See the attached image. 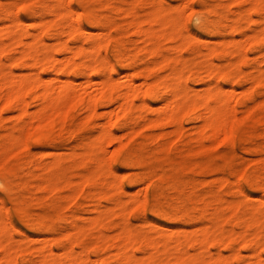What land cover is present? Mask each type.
<instances>
[{"label": "rangeland", "instance_id": "374dc122", "mask_svg": "<svg viewBox=\"0 0 264 264\" xmlns=\"http://www.w3.org/2000/svg\"><path fill=\"white\" fill-rule=\"evenodd\" d=\"M213 263L264 264V0H0V264Z\"/></svg>", "mask_w": 264, "mask_h": 264}, {"label": "bare ground", "instance_id": "6f19581e", "mask_svg": "<svg viewBox=\"0 0 264 264\" xmlns=\"http://www.w3.org/2000/svg\"><path fill=\"white\" fill-rule=\"evenodd\" d=\"M69 10H70V9H69ZM14 14H15V13H14ZM75 20H76V19H75ZM35 24H36V23H35ZM70 28H71V27H70ZM26 52H27V51H26ZM26 52H25V53H26ZM49 59H50V58H49ZM48 69H49V67H48ZM53 71H54V70H53ZM129 82H130V81H129ZM130 86H132V85H130ZM130 86H129L128 90L131 88ZM132 87H133V86H132ZM131 90H134V87H133V89H131ZM131 90H130V91H131ZM135 90H136V88H135ZM135 90H134V91H135ZM44 91L46 92L47 89L44 90ZM48 91H49V90H48ZM126 92H127V91H126ZM49 93H50V92H49ZM62 93H63V92H62ZM46 94H47V93H46ZM99 94H100V93H99ZM128 94H130V92H128ZM130 95H133L132 92H131ZM124 96H125V95H124ZM126 96H127V95H126ZM95 98H96V97H95ZM127 98H128V97H127ZM90 99H91L92 101H91ZM90 99H89V100H90L92 103H93V101L95 100L94 98H93V99L90 98ZM123 100H124V99H123ZM91 102H90V103H91ZM125 102H126V101H125ZM172 103H173V102H172ZM172 103H170V105H171ZM170 105H169V107H170ZM169 107L167 106V108H169ZM177 107H178V106H177ZM223 120H224V122H225V119H223ZM216 122H220V121H217V120H216ZM223 124H224V123H223ZM216 125H217V126H215V124H214V126L216 127V129L214 128L215 131L218 129V128H217L218 126H219V128H221V127L223 128V126H221V123L216 124ZM224 126H225V125H224ZM222 128H221V129H222ZM221 129H220V130H221ZM222 130H223V129H222ZM218 131H219V130H218ZM216 132H217V131H216ZM143 190H144V189H143ZM139 191H140V190H139ZM217 262H218V261H217ZM218 263H219V262H218ZM218 263H215V264H218ZM213 264H214V263H213Z\"/></svg>", "mask_w": 264, "mask_h": 264}]
</instances>
